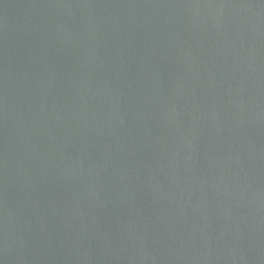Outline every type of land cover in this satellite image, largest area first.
<instances>
[{"label":"water","instance_id":"95a60500","mask_svg":"<svg viewBox=\"0 0 264 264\" xmlns=\"http://www.w3.org/2000/svg\"><path fill=\"white\" fill-rule=\"evenodd\" d=\"M0 264H264V0H0Z\"/></svg>","mask_w":264,"mask_h":264}]
</instances>
